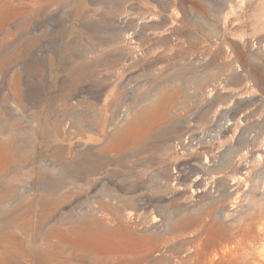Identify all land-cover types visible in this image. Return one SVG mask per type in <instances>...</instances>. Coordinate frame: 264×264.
I'll use <instances>...</instances> for the list:
<instances>
[{"label":"rangeland","instance_id":"rangeland-1","mask_svg":"<svg viewBox=\"0 0 264 264\" xmlns=\"http://www.w3.org/2000/svg\"><path fill=\"white\" fill-rule=\"evenodd\" d=\"M9 137L0 264H73L108 202L124 262L263 264L264 0H0Z\"/></svg>","mask_w":264,"mask_h":264},{"label":"bare ground","instance_id":"bare-ground-1","mask_svg":"<svg viewBox=\"0 0 264 264\" xmlns=\"http://www.w3.org/2000/svg\"><path fill=\"white\" fill-rule=\"evenodd\" d=\"M11 138L0 141V175L7 168L6 163L11 154L7 151ZM108 148V146H107ZM89 162V161H87ZM96 166H67V173L77 171L79 173H89L95 170ZM45 168L40 167L36 170V176L40 177L44 174ZM21 174L11 172L10 182L20 180ZM2 181H0V186ZM8 189L12 190L11 186ZM6 189V191H8ZM1 197L3 193L1 192ZM114 199V198H111ZM119 201H122L120 198ZM113 202L102 204L105 210V219L101 220L96 216H90L88 220L77 221L73 224L74 227L70 230H64L59 226H55L51 233H59L61 236L67 238L71 234L76 243V253L74 256L73 264H138L135 262H124L122 258L125 257L127 252L126 246L123 243L124 237L132 239L134 242H145L147 238L145 235L137 233L136 224L128 225L131 220L130 213H120L119 206L112 205ZM224 210H229L225 206ZM136 240V241H135ZM132 241V242H133ZM216 252L214 253V256ZM233 258V257H231ZM229 264H233V259H230ZM264 264V262H263Z\"/></svg>","mask_w":264,"mask_h":264}]
</instances>
